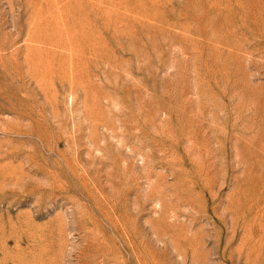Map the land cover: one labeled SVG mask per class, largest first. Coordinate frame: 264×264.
<instances>
[{"label":"rangeland","instance_id":"rangeland-1","mask_svg":"<svg viewBox=\"0 0 264 264\" xmlns=\"http://www.w3.org/2000/svg\"><path fill=\"white\" fill-rule=\"evenodd\" d=\"M0 264H264V0H0Z\"/></svg>","mask_w":264,"mask_h":264}]
</instances>
